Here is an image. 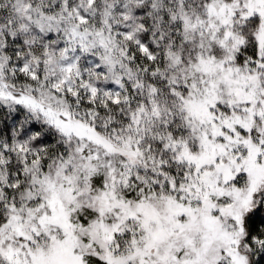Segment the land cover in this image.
<instances>
[{
	"label": "snow or ice",
	"instance_id": "snow-or-ice-1",
	"mask_svg": "<svg viewBox=\"0 0 264 264\" xmlns=\"http://www.w3.org/2000/svg\"><path fill=\"white\" fill-rule=\"evenodd\" d=\"M0 264H264V0H0Z\"/></svg>",
	"mask_w": 264,
	"mask_h": 264
}]
</instances>
